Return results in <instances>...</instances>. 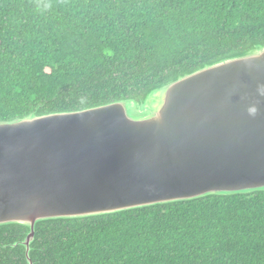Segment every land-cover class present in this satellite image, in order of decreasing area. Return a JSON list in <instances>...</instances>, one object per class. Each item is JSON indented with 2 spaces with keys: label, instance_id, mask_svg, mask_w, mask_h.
I'll return each instance as SVG.
<instances>
[{
  "label": "trees",
  "instance_id": "obj_1",
  "mask_svg": "<svg viewBox=\"0 0 264 264\" xmlns=\"http://www.w3.org/2000/svg\"><path fill=\"white\" fill-rule=\"evenodd\" d=\"M264 46V0H0V122L141 100ZM0 227V264H28ZM33 264H264V191L38 224Z\"/></svg>",
  "mask_w": 264,
  "mask_h": 264
},
{
  "label": "water",
  "instance_id": "obj_2",
  "mask_svg": "<svg viewBox=\"0 0 264 264\" xmlns=\"http://www.w3.org/2000/svg\"><path fill=\"white\" fill-rule=\"evenodd\" d=\"M264 191V46L78 111L0 122V227Z\"/></svg>",
  "mask_w": 264,
  "mask_h": 264
}]
</instances>
